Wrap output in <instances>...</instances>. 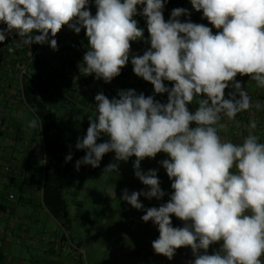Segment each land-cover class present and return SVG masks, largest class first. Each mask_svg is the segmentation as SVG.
<instances>
[{"label":"clouds","instance_id":"clouds-1","mask_svg":"<svg viewBox=\"0 0 264 264\" xmlns=\"http://www.w3.org/2000/svg\"><path fill=\"white\" fill-rule=\"evenodd\" d=\"M166 2L94 0L93 15L90 0H0V24L6 26L0 27V44L15 33V48L49 44L56 51L55 37L64 26L76 34L84 29L88 50L79 72L110 83L129 62L131 42L145 40L134 18L144 17L150 47L132 55L131 64L137 77L153 85L154 94L134 89L119 90L111 99L96 94V114L88 116L86 135L75 144L85 152L75 169L98 168L106 154L114 153L103 173H119L120 162L136 158L135 177L147 190L123 189L121 199L145 212L143 222L157 226L156 254L172 260L177 249L190 247L194 260L189 264H264V142L255 120L239 143L220 135L224 117L235 121L237 114L261 108L236 77L247 75L264 88V0H190L218 30L215 34L190 19L181 22V16L191 15L186 8L172 9L166 21ZM229 87L233 91L226 98ZM164 93L166 103L155 99ZM42 126L40 117L28 122L30 129ZM158 153L168 157L159 163L173 191L166 203L145 209L141 196L161 200L166 195L158 170L141 169L145 158ZM72 158L67 155L65 162ZM173 215L182 227L173 226ZM217 243L219 249L209 254Z\"/></svg>","mask_w":264,"mask_h":264},{"label":"rangeland","instance_id":"rangeland-1","mask_svg":"<svg viewBox=\"0 0 264 264\" xmlns=\"http://www.w3.org/2000/svg\"><path fill=\"white\" fill-rule=\"evenodd\" d=\"M124 72L133 75V66L131 67L128 63L127 67L124 68ZM127 78L128 76L119 78L123 82V84H120L127 86ZM136 83L138 87L144 89V93L142 90H140V93L145 96L154 94L151 93L154 90L153 85L144 81L143 78L136 77ZM164 83L167 87H172L171 82L165 81ZM119 90H121V87L111 82L103 91L98 89L96 92L87 90L82 93L76 92L70 97V104L60 102L49 104L53 120L58 128V135L66 152L77 151L75 148L77 139L86 135L89 126L88 116H95L96 114L95 95L103 92L111 99L117 96ZM230 91H233L231 87L225 90L226 98L227 93ZM155 99L161 103H166L167 93L156 94ZM196 107L195 103L189 105L192 111ZM14 110L13 120L15 121L12 120V126L15 124L14 128L19 131L29 130L33 143L38 141L40 137L39 127L35 129L28 127V122L34 118L30 109L20 104ZM245 113L247 114L246 116ZM248 115H250L248 111L241 112L237 114L235 121H228L224 117L222 122L225 123V127L220 130L222 138L239 143L248 134L246 126L251 120H255L257 126H259L261 122L257 114H251L247 119ZM236 121H239V127H237ZM244 121H246L245 125H243ZM256 134L260 136L261 142H264V133ZM103 139L107 138L104 137ZM102 140L98 142H102ZM34 153H38V149ZM14 157L16 158V156ZM167 158L165 153H158L155 159L145 158L141 162V169L145 172L149 169L158 170L161 188L166 193L161 200L155 198L149 200L141 196L139 199L145 209L148 207H159L170 198L173 191L171 189V181L166 174V170L159 163ZM135 159L133 156L127 162H120L119 173H103L104 168L110 162H114V153H108L103 157L102 164L93 173L73 171L74 186L62 188L66 209L71 220L66 229L62 228L58 222L42 211L41 196L34 188L31 193L27 194L31 201L30 206L32 209H29L27 205L20 204L19 198L22 196V191L20 187L11 186L10 184H8L6 189L7 192H4V187H0V203L5 206L16 205L17 216L14 218L15 223L24 215L23 222L31 234H35L38 231L43 232L45 235L56 233L59 235V239L64 237L67 242L64 248L65 253L67 250L70 251V243L75 246L79 243L81 250L86 253L87 264H189V261L194 260L190 247L177 249L176 255L172 260L156 254L152 248V241L159 237L157 226L151 221L143 222L141 217L145 212L132 208L126 201L121 199L123 189H128L129 193L147 190V187L135 177L133 169ZM32 175L36 184L41 181L39 168ZM24 176L30 178L27 174H24ZM8 191L11 195L13 194L12 196H15L13 201L7 200ZM171 219L174 227L183 226V222L174 215ZM22 229H24V226L20 227L19 230L21 231ZM19 230L17 233L20 232ZM20 245L18 246L16 242L11 244V256L13 258L23 259L30 256L40 258L41 255L39 253H32L28 250V242L25 239L22 240ZM219 247L220 243L211 245L208 253L212 254ZM14 249H16L15 252ZM261 259L264 260V257Z\"/></svg>","mask_w":264,"mask_h":264},{"label":"crops","instance_id":"crops-1","mask_svg":"<svg viewBox=\"0 0 264 264\" xmlns=\"http://www.w3.org/2000/svg\"><path fill=\"white\" fill-rule=\"evenodd\" d=\"M89 7L92 14L96 13L97 9L94 0H90ZM178 7L186 8L191 13L190 17L181 16V22L190 19L191 22L204 24L212 28L213 34L218 31L209 24L207 19L202 18V11L196 12L192 8L190 0H167L163 10L166 21L170 18L172 9ZM141 8L142 6H138V11ZM134 18L137 19L138 26L144 29V38L147 40L149 34L147 32L145 18L140 15ZM0 27L6 26L0 24ZM16 39H18V37L13 33L4 43L0 44V105L4 109L2 117L7 125L6 127L0 126V145H2L0 146V161L8 163L12 168V171L9 173L0 170V187H4V192H7L6 189L8 188V184L20 187L22 191V196L19 198L20 204L27 205L29 209H32L30 206L31 201L27 197V194L31 193L34 188L42 197L44 150L40 134L39 140L33 143V138H30L29 130L19 131L14 128L15 124H13V126L11 124L14 118L13 112L17 105L21 104L28 108L22 97V85L19 86L18 82L19 69L31 59L27 68V75L31 77L41 76V73L44 71L43 67L46 65L50 69L56 68L63 70L62 74L66 78L64 83L62 82L63 84H58L61 86V91L66 88L67 94L63 96L66 101H70V94L72 91L81 93L86 90L89 92H96V90L101 89V91H103L109 83H105L102 79H95L94 74L84 76L83 73L79 72V65L83 62V56L88 50V42L83 45L82 41L80 42V40H78V34L67 26H64L55 37L59 43V48L56 51H54L50 45L45 44L41 52L34 55V52L40 46L39 44H33L30 48L28 46L15 48V44L17 43ZM145 40L131 42V53L128 62L131 67L132 55H143L150 47V44L145 43ZM76 42L81 43V46H79L80 49L78 48V53L75 52L76 49L74 50ZM9 47L15 48L14 52L9 53ZM126 67L127 65L124 68ZM124 68H122L121 74L111 82L121 87V90L134 89L137 94L142 90L144 93V89L137 86L134 75L124 72ZM127 76V86L121 85L123 82L119 78ZM236 80L241 82L243 87L248 90L253 104H255L256 101L260 102L261 108L259 110L253 107L248 110V112L250 115L257 114V117L260 119L261 125L259 124V126H257L255 132L259 134L264 133V88L256 86V82L251 81L250 77L247 75L240 76L238 74ZM88 85H90V87H88ZM151 93H154V90H152ZM246 115L245 113V116ZM250 115L247 116V119ZM246 121L243 122V125L246 124ZM2 141L5 143L3 144ZM36 149H38V153L35 154L34 152ZM14 156H16V158ZM37 168H39L40 171L41 181L36 184L32 173L36 171ZM24 174L29 175L30 178L25 177ZM7 195H11V193L8 191ZM14 199L15 196H13V199L8 198L7 200L13 201ZM42 209L43 212L52 217L44 206H42ZM16 216V205L5 206L0 203V259L3 260V258H5L9 264H74V257L71 256L68 250L65 253V244H61L62 239H59L58 234L52 233L45 235L43 232L38 231L35 234H31L30 231L26 229V225L23 222L24 215L15 223L14 218ZM22 226H24V229L20 231L19 229ZM18 230L20 231L19 233H17ZM23 239L28 242V250L32 253H39L41 255L40 258L30 256L23 259H15L11 256V244L16 242L18 246H21L20 244ZM15 251L16 249H14V252Z\"/></svg>","mask_w":264,"mask_h":264},{"label":"trees","instance_id":"trees-1","mask_svg":"<svg viewBox=\"0 0 264 264\" xmlns=\"http://www.w3.org/2000/svg\"><path fill=\"white\" fill-rule=\"evenodd\" d=\"M93 15H95V13ZM78 37V40H80V42L82 41L83 45L88 42L84 29L81 30ZM79 46H81V43L76 42L74 45L76 53H78L80 49ZM43 68L44 71L41 73V76L31 77L26 74L23 77L22 97L34 117H40L43 121V126L40 131L44 150L42 204L52 218H54L62 228L66 229L71 220L66 209L62 188L65 186H74L73 171L76 170L75 162L82 158L85 152L83 150L66 152L58 135V128L53 120L52 111L49 108V104L52 103H71L70 101L64 100L63 96L67 94V91L66 88L61 91L60 86L64 83L66 77L63 76V70L61 69H50L47 65ZM133 75L136 79L137 76L135 74ZM58 83H60V85ZM76 92L77 91H72L70 96L72 97ZM69 154H72L73 158L70 162L66 163L65 158ZM102 162L103 159L100 165ZM96 169L97 168H92L90 165H82L79 171L93 173ZM62 240H64V237ZM76 246L80 247L79 243ZM74 264L82 263L81 260L78 259Z\"/></svg>","mask_w":264,"mask_h":264},{"label":"built area","instance_id":"built-area-1","mask_svg":"<svg viewBox=\"0 0 264 264\" xmlns=\"http://www.w3.org/2000/svg\"><path fill=\"white\" fill-rule=\"evenodd\" d=\"M44 45H45V44H44ZM44 45H40V46L36 49V51L34 52V55H36V54H38L39 52H41V49H42V47H43ZM34 55H33V56H34ZM30 62H31V59H30L28 62H26V63H25L20 69H19V71H18V82H19V86L22 85V79H23V77L27 74V68H28V65H29ZM3 111H4V109H3L2 106L0 105V126H4V127H6V126H7V125H6V121H5V120L3 119V117H2V113H3ZM0 170H1L2 172L9 173V172L12 171V168H11V166H10L8 163H5L4 161H0ZM8 198H9V199H13V196H12V195H8ZM65 243H67L65 240H62V241H61V244H62V245H64ZM70 244H71V247H70V251H69V252L71 253V256L74 257V259H75L74 263H75L78 259H80L82 264H87L86 253H85L83 250H81L80 247L75 246V245H73L72 243H70ZM0 264H9V262H8L5 258H3V260L0 259Z\"/></svg>","mask_w":264,"mask_h":264}]
</instances>
